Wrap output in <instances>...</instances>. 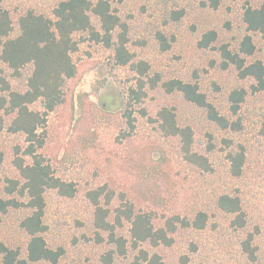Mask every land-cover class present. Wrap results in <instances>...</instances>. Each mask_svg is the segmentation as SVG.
<instances>
[{
	"label": "rangeland",
	"instance_id": "obj_1",
	"mask_svg": "<svg viewBox=\"0 0 264 264\" xmlns=\"http://www.w3.org/2000/svg\"><path fill=\"white\" fill-rule=\"evenodd\" d=\"M262 1L225 0L216 11L204 7V0H122L116 1L114 6L129 24L130 50L138 58L148 60L153 73L157 72L165 80L178 78L198 83L216 109L230 115V92L241 87L249 89L251 82L240 79L233 67L227 70L221 68L219 42L229 43L232 49L236 47L247 34L242 19L245 7ZM58 2L2 0L1 4L17 21L20 14L29 9L50 14ZM178 12H183V15L177 20L174 13ZM208 30H215L219 41L209 48L200 47L202 35ZM159 33L170 44L167 51L163 50ZM254 42L257 46L255 57L264 61V36L254 35ZM111 55V50L89 40L82 43L80 52L75 56L78 75L69 85L67 101L49 115L47 145L42 154L54 164L57 175L75 182L78 189L74 199L59 196L55 191L46 193L45 222L49 229L45 237L50 247L64 250L58 264H107L103 257L111 246L96 237L92 207L86 191L106 184L115 191L114 204L119 205L124 197L138 201L133 199L136 188L139 185L147 187L148 183L150 186V182L162 183L161 194L165 199L176 200L177 207L186 204L190 209H194L197 203L212 208L215 194H238L243 199L247 214L245 229L236 231L230 226V216L213 209L212 221L219 223L220 228L217 231L209 229L192 232L191 235L182 234L174 247L160 250L167 262H176L181 255L189 254L194 261L206 264H244L240 245L248 233H253L254 244L259 247L256 264H264V135L261 132L264 94L250 93L247 96L238 116L232 117L241 119L242 130L233 133L210 122L203 109L188 103L180 94H167L162 87L150 91L144 104L150 115L160 106L174 107L179 122L193 127L200 151L206 152L208 142L212 140L215 149L210 153V161L216 173L205 176L183 163L179 141L162 138L157 125L149 118L139 121L134 140L120 142L117 116L120 117L123 107V95L119 85L131 84L133 74L128 68L111 71L108 65ZM0 68H5L1 60ZM12 84L20 85L18 81ZM84 93L89 96L92 114H82L78 107L77 96ZM32 107L43 110L40 102ZM100 111L104 113L98 118ZM94 114L97 118H92ZM82 116L85 118L82 119ZM227 138L246 147L248 161L242 178H232L228 174L226 145L223 142ZM150 144L166 149L168 161L165 167L170 175L167 180L160 179L162 175L155 179H139L137 163L150 160V157L143 158L142 150ZM18 145L24 146L22 136L7 130L0 132V149L5 153L1 167L4 180L20 179L13 163ZM85 145L87 148H84ZM159 158L160 154L155 153L154 159ZM13 197L24 201L18 195ZM148 206L142 204V207ZM162 212L165 210L159 209V214ZM28 214L29 211L23 207L11 208L6 214L0 213V241L19 248L23 256L29 237L20 225ZM122 233L129 238L128 224ZM191 242L197 245L196 252L192 251ZM136 255V251L130 250L127 258L117 257L110 264L131 263Z\"/></svg>",
	"mask_w": 264,
	"mask_h": 264
},
{
	"label": "trees",
	"instance_id": "obj_2",
	"mask_svg": "<svg viewBox=\"0 0 264 264\" xmlns=\"http://www.w3.org/2000/svg\"><path fill=\"white\" fill-rule=\"evenodd\" d=\"M116 1L122 0H59L50 14L29 9L14 21L0 0V60L5 66L0 68V132L7 130L24 139V146L15 147L13 159L20 179H3L1 167L5 153L0 149V213L6 214L11 208L22 207L29 211L20 225L29 237L25 256L19 248L0 241V264H58L64 255L63 248L50 247L45 237L49 229L45 222L46 193L55 191L59 196L74 199L78 189L75 182L56 174L54 164L46 160L42 151L47 145L49 115L66 103L69 85L78 75L75 56L82 43L89 40L111 50L109 69L128 68L133 74L131 84L119 85L123 95V107L120 117L117 116L120 142L134 140L139 121L149 118L157 125L162 138L179 141L183 163L205 176L216 173L210 161V153L215 149L212 140L208 142L206 152L200 151L193 127L179 122L174 107L163 105L150 115L144 105L150 91L162 87L167 94H180L188 103L203 109L210 122L233 133L242 130L241 119L232 117L238 116L247 96L250 93L264 94V61L255 57L257 46L254 42V35L264 36V0L245 7L242 19L247 34L236 47L232 49L229 43L219 42L221 68L233 67L240 79L251 82L249 89L241 87L230 92V115L220 113L198 83L178 78L165 80L157 72L153 73L148 60L138 58L130 50V27L114 6ZM224 1L204 0L203 5L216 11ZM174 14L178 20L183 12ZM158 37L163 50L167 51L170 44L161 33ZM218 41V33L208 30L202 35L199 46L209 48ZM11 79L18 81L19 87L14 86ZM88 98L86 93L77 96L82 114H92ZM38 102L43 110L32 107ZM103 113L100 111L98 116H103ZM91 116L97 118L95 114ZM261 132L264 135V120ZM223 142L229 176L242 178L248 161L246 147L230 138ZM142 150L143 158L150 157V160L137 163L139 179H155L162 175L160 179L167 180L170 175L165 167L168 161L166 149L150 144ZM155 153L160 154L157 160L154 159ZM150 183V186L148 183L147 187L139 185L136 188L133 199L138 201L124 197L119 205L114 204L115 191L106 184L86 191L96 237L111 246L103 257L105 263L110 264L117 257L127 258L129 251L133 250L137 253L134 261L122 264H206L194 261L189 254L181 255L176 262L170 263L160 250L174 247L182 234L191 235L192 232L209 229L217 231L220 225L212 221L213 209L230 216V226L236 231L245 229L247 225L243 199L238 194H215L212 208L197 203L194 209H190L186 204L177 207L176 200L165 199L161 194L162 183ZM16 195L23 197L24 201L13 197ZM142 204L150 206L145 208ZM159 209L165 212L159 214ZM126 224L129 225V238L122 233ZM254 235L248 233L241 242L244 264H256L258 260L259 247L254 244ZM190 244L192 251L196 252L197 245L194 242Z\"/></svg>",
	"mask_w": 264,
	"mask_h": 264
}]
</instances>
